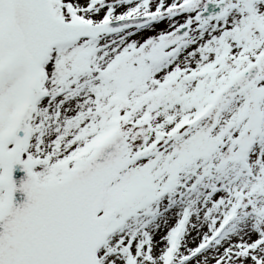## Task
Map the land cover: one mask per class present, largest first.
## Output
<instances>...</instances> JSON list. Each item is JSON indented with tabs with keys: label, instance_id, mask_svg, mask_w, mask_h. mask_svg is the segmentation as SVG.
<instances>
[{
	"label": "snow or ice",
	"instance_id": "snow-or-ice-1",
	"mask_svg": "<svg viewBox=\"0 0 264 264\" xmlns=\"http://www.w3.org/2000/svg\"><path fill=\"white\" fill-rule=\"evenodd\" d=\"M0 264H264V0H0Z\"/></svg>",
	"mask_w": 264,
	"mask_h": 264
},
{
	"label": "water",
	"instance_id": "water-1",
	"mask_svg": "<svg viewBox=\"0 0 264 264\" xmlns=\"http://www.w3.org/2000/svg\"><path fill=\"white\" fill-rule=\"evenodd\" d=\"M14 178L17 180V182H19V179L21 178V174H18V173H16V172H14ZM14 195H16V196H22L23 194H21V193H16V194H14Z\"/></svg>",
	"mask_w": 264,
	"mask_h": 264
},
{
	"label": "rangeland",
	"instance_id": "rangeland-1",
	"mask_svg": "<svg viewBox=\"0 0 264 264\" xmlns=\"http://www.w3.org/2000/svg\"><path fill=\"white\" fill-rule=\"evenodd\" d=\"M161 27H163V25H161Z\"/></svg>",
	"mask_w": 264,
	"mask_h": 264
}]
</instances>
